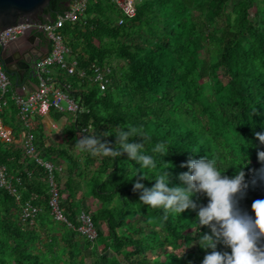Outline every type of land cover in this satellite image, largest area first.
<instances>
[{
	"label": "trees",
	"instance_id": "trees-1",
	"mask_svg": "<svg viewBox=\"0 0 264 264\" xmlns=\"http://www.w3.org/2000/svg\"><path fill=\"white\" fill-rule=\"evenodd\" d=\"M71 2L51 0L43 22ZM62 32L78 68L90 77L93 63L107 64L110 84L101 91L88 77L67 79V92L82 111L67 129L65 146L48 143L37 119L31 131L45 157L65 161L58 178L67 219L78 226L80 212H89L98 235L91 242L52 218L45 171L21 146L18 108L11 102L1 118L14 135L10 143L0 140V163L21 200L0 189V264H202L208 250L199 237L211 229L199 225L198 211L209 197L197 193V208L165 219L162 208L140 201L142 189L134 184L143 177L151 188L166 167L169 185L182 184L179 174L190 170L186 161L207 155L229 176L244 167L243 209L253 212V201L264 198V181L251 183L264 167L258 158L264 144L255 135L264 131V0H137L133 17L106 0L91 1ZM113 60L124 64L113 67ZM125 125L150 137L141 151L154 156L156 169L141 167L122 150L92 155L77 145L91 134L119 150L115 131ZM129 139L143 142L142 136ZM159 141L169 147L163 159L152 151ZM27 202L42 209L33 226L21 220Z\"/></svg>",
	"mask_w": 264,
	"mask_h": 264
},
{
	"label": "clouds",
	"instance_id": "clouds-1",
	"mask_svg": "<svg viewBox=\"0 0 264 264\" xmlns=\"http://www.w3.org/2000/svg\"><path fill=\"white\" fill-rule=\"evenodd\" d=\"M115 134L119 150L91 134L79 139L77 145L92 155L101 151L108 154L122 150L138 161L141 167L156 169L154 156L141 151L150 137L138 133L131 125L120 126ZM255 135L264 144V131H258ZM133 136H142L143 142L129 139ZM152 151L160 153L163 159L169 147L165 141H159ZM258 158L264 161V148L258 150ZM243 163L244 159L239 165ZM186 164L190 170L179 174L182 184L169 185V174L165 171L167 167L159 171L151 188L145 187L143 177L136 180L134 190L142 189L140 201L153 208H162L167 219L169 213L182 214L190 207L197 208L194 195L206 194L209 200L206 205L199 207L198 223L209 226L211 232H204L199 237L200 246L208 250L202 264H264V198L253 201V212L240 206V200L247 194L249 187L244 167L238 166L237 173L229 176L221 170L217 159L207 155L199 159L190 158ZM143 176L150 179L145 172ZM260 181H264V167L256 170L251 183ZM221 244L224 245L223 250L219 247Z\"/></svg>",
	"mask_w": 264,
	"mask_h": 264
},
{
	"label": "built area",
	"instance_id": "built-area-1",
	"mask_svg": "<svg viewBox=\"0 0 264 264\" xmlns=\"http://www.w3.org/2000/svg\"><path fill=\"white\" fill-rule=\"evenodd\" d=\"M91 1L98 0H72L69 12L64 15L59 14L58 19L52 24H31L20 23L0 34V42L9 44L18 40L21 36L27 34L29 30L41 32L51 44L50 54L37 63L36 71L38 76V86L26 99H21L15 94L12 100L18 108V118L24 127L23 149L25 154L35 160L41 166L46 174L48 182V206L50 214L54 221L65 224L69 228L76 229L81 235L89 241L95 242L97 230L95 228L92 215L82 210L78 215V226L70 222L62 208L60 181L58 175L65 170L64 165L55 162L51 158L45 157L35 144L33 134L30 133L31 119L35 116L42 117L51 110L58 112H71L75 118L82 111L80 105L69 95L67 90L71 88L69 81L56 82L54 78V69H58L67 78L78 75L81 78L88 77L85 70L78 68L76 59L71 58V49L66 43L62 32L66 23L75 24L85 14ZM118 8L124 15L133 17L136 14L137 0H106ZM123 19L119 20V24ZM92 75L88 77L95 83L101 91H105L109 84L111 68L107 64L93 63L91 66ZM11 80L5 68L0 64V140L4 143L12 141V134L5 126L1 118L6 106L9 104V94L11 92ZM73 88V87H72ZM20 183V179L17 178ZM0 189L7 190L16 200H21V195L17 185L9 175L7 167L0 163ZM42 209L31 202L21 206V220L33 226Z\"/></svg>",
	"mask_w": 264,
	"mask_h": 264
},
{
	"label": "crops",
	"instance_id": "crops-1",
	"mask_svg": "<svg viewBox=\"0 0 264 264\" xmlns=\"http://www.w3.org/2000/svg\"><path fill=\"white\" fill-rule=\"evenodd\" d=\"M10 46L12 47L13 52H15V50H20L21 52L32 50L34 54L43 57L48 53V51H50L51 44L49 43V41L45 38V36L42 33L33 31L31 35L27 33L24 36H21L18 40L12 42ZM9 77H10L12 86H11V92L9 94V104L6 106V108L4 109L2 113L4 115L7 114V107H9L11 102L14 103V105L17 108V105L15 104L14 100H12L13 94L20 97L21 99H26L28 95H30L34 90H36L38 86L37 71H36L35 76H33L30 72L26 73L24 76V80L19 82L18 85H16V79L18 77L17 74L9 75ZM54 78L58 84L60 82H65L68 79L57 68L54 69ZM33 119L39 120L40 123L42 124L45 138H46V141H48V143L53 144V145H59V146L64 145L65 146L67 139H68L67 129L71 125L73 120L75 119V116L71 112H58L56 110H51L50 112H48L46 115L42 117H39V116L33 117L31 121ZM15 123L17 124L20 130V135L22 138L21 146H23L24 127L18 118V114L15 115ZM5 126L10 130L12 134V138H13V135H14L13 128L8 126L7 124H5ZM30 133L33 134L31 131V125H30ZM52 136H55L58 139L57 143L52 139ZM71 148H72V145H71ZM76 154L79 155V153H76ZM55 162H58V163L61 162L64 165V167H66L65 161L63 159H58Z\"/></svg>",
	"mask_w": 264,
	"mask_h": 264
},
{
	"label": "water",
	"instance_id": "water-1",
	"mask_svg": "<svg viewBox=\"0 0 264 264\" xmlns=\"http://www.w3.org/2000/svg\"><path fill=\"white\" fill-rule=\"evenodd\" d=\"M51 0H0V34L20 23L31 24H52L58 19L53 21L43 22L45 16V9ZM70 7V5H69ZM68 8L65 12H69ZM64 12V13H65ZM62 13L61 15H64ZM33 30L27 33L32 34ZM41 33V32H40ZM9 44H2L0 42V64L5 68L8 75L17 74L16 85L24 80L26 73L30 72L33 76L36 75L37 63L45 57H48L50 51L41 57L32 50L23 51L15 50Z\"/></svg>",
	"mask_w": 264,
	"mask_h": 264
},
{
	"label": "rangeland",
	"instance_id": "rangeland-1",
	"mask_svg": "<svg viewBox=\"0 0 264 264\" xmlns=\"http://www.w3.org/2000/svg\"><path fill=\"white\" fill-rule=\"evenodd\" d=\"M124 64V62L123 61H118V60H113V62H112V66L113 67H116V66H120V65H123ZM65 138V137H64ZM52 139L57 143L58 142V139L55 137V136H52ZM75 153H79V155H80V152L77 150V148L74 146V145H72V148H71ZM64 180V179H63ZM81 186H82V192H83V188H84V183H82L81 184ZM81 192V193H82ZM87 202H89L88 204H89V207L92 209V210H95L96 209V205H95V203L92 201V199H89V198H87L86 199V203Z\"/></svg>",
	"mask_w": 264,
	"mask_h": 264
}]
</instances>
